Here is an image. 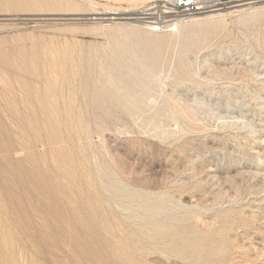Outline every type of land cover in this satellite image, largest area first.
Instances as JSON below:
<instances>
[{"label":"rangeland","instance_id":"1","mask_svg":"<svg viewBox=\"0 0 264 264\" xmlns=\"http://www.w3.org/2000/svg\"><path fill=\"white\" fill-rule=\"evenodd\" d=\"M159 5L0 0V264H264V0Z\"/></svg>","mask_w":264,"mask_h":264},{"label":"built area","instance_id":"2","mask_svg":"<svg viewBox=\"0 0 264 264\" xmlns=\"http://www.w3.org/2000/svg\"><path fill=\"white\" fill-rule=\"evenodd\" d=\"M161 5L151 11L148 9L144 15H147V22L154 28L160 26H170L176 20V15H192L212 8L215 0H160Z\"/></svg>","mask_w":264,"mask_h":264},{"label":"bare ground","instance_id":"3","mask_svg":"<svg viewBox=\"0 0 264 264\" xmlns=\"http://www.w3.org/2000/svg\"><path fill=\"white\" fill-rule=\"evenodd\" d=\"M187 22H188V21H184V22L181 23V24H182L183 26H186V25H187ZM181 24H180V25H181ZM151 29H152V28H151Z\"/></svg>","mask_w":264,"mask_h":264}]
</instances>
